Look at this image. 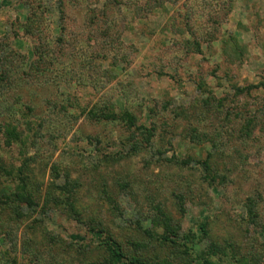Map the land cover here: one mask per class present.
<instances>
[{"label":"rangeland","instance_id":"374dc122","mask_svg":"<svg viewBox=\"0 0 264 264\" xmlns=\"http://www.w3.org/2000/svg\"><path fill=\"white\" fill-rule=\"evenodd\" d=\"M107 240L264 264V0H0V264Z\"/></svg>","mask_w":264,"mask_h":264},{"label":"trees","instance_id":"16d2710c","mask_svg":"<svg viewBox=\"0 0 264 264\" xmlns=\"http://www.w3.org/2000/svg\"><path fill=\"white\" fill-rule=\"evenodd\" d=\"M205 230V227H202ZM108 250L111 252V256L116 264H142L138 259H133L131 262H125L124 255L121 250L120 245L112 240H107L104 242Z\"/></svg>","mask_w":264,"mask_h":264}]
</instances>
